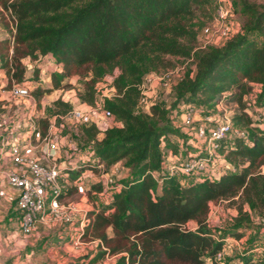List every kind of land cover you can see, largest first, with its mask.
I'll use <instances>...</instances> for the list:
<instances>
[{
    "label": "trees",
    "instance_id": "16d2710c",
    "mask_svg": "<svg viewBox=\"0 0 264 264\" xmlns=\"http://www.w3.org/2000/svg\"><path fill=\"white\" fill-rule=\"evenodd\" d=\"M234 1L240 32L222 47L194 50L198 30L213 18V0H0V26L7 34L0 40V69L9 86L34 84L30 94L39 104L45 94L71 88L69 80L77 76L78 98L95 107V85L113 78L114 93L103 105L121 127L91 124L82 134L93 157L106 166L121 162L129 176L108 204L89 215L84 239L95 250L82 257L84 264L107 257H117L113 264H254L248 254L217 260L227 237L239 240L251 227L245 206L264 214V7ZM164 56L193 58L196 71L173 86L168 108L155 104L150 114H136L137 87L148 73L166 67ZM45 57L58 66L48 74L47 88L37 68L25 77L23 63ZM245 97L261 111L259 118L252 120ZM222 102L237 105L232 124L245 131L244 138L220 146L230 169L187 184L160 173L169 148L162 143L176 133L169 112ZM53 107L59 120L69 105L58 97ZM38 126L44 135L48 120ZM90 169L82 163L70 178ZM219 202L236 210L232 226L221 232L208 224L209 204ZM45 242L50 247L62 240L52 235Z\"/></svg>",
    "mask_w": 264,
    "mask_h": 264
},
{
    "label": "built area",
    "instance_id": "2783aa9c",
    "mask_svg": "<svg viewBox=\"0 0 264 264\" xmlns=\"http://www.w3.org/2000/svg\"><path fill=\"white\" fill-rule=\"evenodd\" d=\"M231 15L232 12L227 5H219L215 21L211 27L206 26L202 29V36L216 34L222 39L217 47H222L232 38L228 23ZM181 78L172 70L145 77L137 87L139 97L136 111L141 109L148 113L150 107L155 105V84H159L160 92H169ZM8 94L12 99H32L29 88L20 87L13 82ZM221 105L222 103L218 104L214 110L189 104L178 110L177 128L191 130L193 136L200 142L199 148L195 153H168L161 164L160 173L201 182L206 180L209 166L220 164L225 160V154L219 152L222 142L234 138L242 139L245 137V131L236 129L232 124L234 107L225 110L220 108ZM63 117L70 118L86 128L92 124L89 117L78 109H71ZM102 117L108 120L113 118V115L104 110ZM38 121H31L27 127L29 133L23 143L18 137L12 138V143L5 141L3 136L9 134L11 129L0 123L2 137L0 151L2 154L7 153V160L11 164L7 182L15 192L19 230L23 236L29 237L34 234L37 227L46 228L61 240H68L61 243L64 247L69 244L79 247L84 244L82 240L90 222L89 215L98 212V207L92 205L90 201L101 195L94 189L95 186L100 184L106 193L103 205L108 204L112 195L122 187L114 174V170H118L119 163L106 169L103 162L93 157L88 164L92 169L72 180L70 173L76 172L81 164L72 161L74 163H71V166H65L57 156L59 139L53 134V127L49 125L43 135ZM19 128L21 130L22 126L20 125ZM171 138L177 139L175 136ZM29 151L39 152L42 159L31 155ZM72 151H75V148ZM158 175V172L152 174L154 178H158ZM233 242L238 243L237 240ZM223 254L224 249L218 254L217 260H223ZM107 259L108 257L103 262Z\"/></svg>",
    "mask_w": 264,
    "mask_h": 264
},
{
    "label": "rangeland",
    "instance_id": "374dc122",
    "mask_svg": "<svg viewBox=\"0 0 264 264\" xmlns=\"http://www.w3.org/2000/svg\"><path fill=\"white\" fill-rule=\"evenodd\" d=\"M247 4L253 5L257 9H261L264 7V0H243ZM226 6L232 12L231 17L228 19V23L230 25L231 36H235L237 33L240 32V17L237 14V6L234 0H213V8H214V15L210 22H206L201 29L197 32V49H205L207 47H217L221 44L222 39L217 37L216 34H211L209 36H202L201 31L204 27L213 24L217 16V8L218 6ZM11 26V25H10ZM2 26H0V35H4ZM164 60V65L166 62V67H160L158 70L148 73L151 74H162L167 70H172L177 73L180 77L185 75L191 74L194 75L196 68L193 61V58H176L170 56L162 57ZM25 67H27V71L30 72V76L32 71L36 69L39 63H34L26 59L24 61ZM168 62V63H167ZM44 62L41 60L40 64L43 66ZM39 70V77L42 80L43 88L49 87V83L47 82L49 72H45L43 69ZM28 76V75H27ZM112 81L113 78L111 76H106L100 82L95 85L96 88V95H95V107L89 106L86 103H83L78 98V92H82V87L79 82V78L77 76L70 79L69 83L72 86L71 88H65L60 90L51 97L53 100L55 97L62 98L64 101H67L69 108L66 109L65 113H68L71 109H78L84 112L91 121L92 124H96L99 129L103 130L108 127L118 126L121 125L120 122H117L115 117L104 120L102 119V113L104 112V105L103 101L105 98H110L111 95L114 93V89L112 88ZM14 83V82H13ZM3 87L0 90V94L3 91L7 92L11 85L9 86L7 83V76L5 82L2 83ZM34 86V84H30L29 90ZM159 84H155V95H156V103L158 106L162 108H168L170 97H171V90L169 92H160L159 91ZM32 97V96H31ZM1 98V97H0ZM4 99L0 101L2 103V108L4 109L3 112L0 113V123L5 124L9 129L15 123L21 124L23 128V135L27 136L28 129L27 127L31 123V121L37 122L39 119H47L49 125L53 127V134L57 136L60 140L58 143L62 160H65L68 163V167L71 166L72 161H75L77 164L86 163L89 164L90 160H92L93 156L91 153V148L87 145L85 138L82 134L83 128L85 126L79 124L78 122L70 119L61 117L59 120L53 114L54 110L53 103L48 101L47 98H43L41 103H36L35 99L24 98V99H12L7 94H4ZM245 101L248 104V111L252 116V120L259 118V114L261 111L259 109H254L252 103L250 102L248 97H245ZM234 107V109H232ZM149 108V106H147ZM209 108V109H213ZM220 108L229 110L230 108L233 110V114H236L237 105L222 102ZM61 110L63 108H60ZM59 109V110H60ZM215 110V109H214ZM178 110H173L169 112L170 118L173 120L172 126L176 130V133L173 135L177 137V141L173 140L170 137V140L167 143H163L165 146H169L168 153H177L179 147H186V136L193 135L191 130L189 129H178L177 123L178 122ZM136 114H150L149 112L146 113L144 110L139 109V111H135ZM233 115V117H234ZM176 123V124H175ZM119 127V126H118ZM121 127V126H120ZM263 128L262 125H260ZM236 129H241L240 127L235 126ZM176 142V144H175ZM92 145V144H91ZM75 148V151H72ZM187 149L194 150L191 145H187ZM113 166H106V169L112 168ZM118 170H114V174L117 176L118 182L122 181L125 178H128L129 172L124 170L126 169L121 162L117 166ZM123 168V170H122ZM264 173V169H263ZM183 184L189 183V180L178 176L177 177ZM95 188L100 192V196L94 199H90L91 204L99 207L103 204V201L106 199V193L101 188L100 184H97ZM210 213L208 215V224L213 230L223 231L232 226V217L236 214V210L233 207H230L226 202H219V203H210ZM245 210L251 216V227L247 229L245 232L244 237L235 244L233 241L228 240L225 243L224 247V254L222 259L229 258L233 255H244L248 254L253 257L254 264H264V214L258 215L254 214L248 206H245ZM195 227L194 222L188 225V228L193 229ZM109 232V231H108ZM54 233V232H53ZM52 233V235H54ZM70 234V233H68ZM49 235V236H52ZM35 238V237H34ZM32 240H45V237H38L37 239ZM89 239L82 240L83 245L79 247H75L72 244L66 245L65 247L63 244H58L56 246H48L47 244H42V246L37 245L33 250L27 252V259L21 260L18 259L15 261V264H84L82 261V257L93 252L95 250V244L91 241H87ZM68 242V240H64ZM45 247V253L42 249ZM47 251V252H46ZM117 257H108L105 262H101L100 264H113ZM7 263V262H5ZM4 263V264H5ZM13 262L11 264H14Z\"/></svg>",
    "mask_w": 264,
    "mask_h": 264
},
{
    "label": "crops",
    "instance_id": "0c3cea01",
    "mask_svg": "<svg viewBox=\"0 0 264 264\" xmlns=\"http://www.w3.org/2000/svg\"><path fill=\"white\" fill-rule=\"evenodd\" d=\"M3 33H5V34L0 35V40L7 36L5 31ZM41 60L44 62L43 63V64H45L44 66L42 64H40ZM23 63H25V62H23ZM36 63H39V65L36 66L37 69H40V70L43 69L45 72L53 73V72L58 71V66L55 64L52 57L42 58L39 61H37ZM25 77L26 78L31 77L30 72L27 71V67H25ZM5 79H6V73L4 70L0 69V90L3 87L2 83L5 82ZM7 83H8V78H7ZM8 91L7 92L3 91L2 94H0V97H1L0 101H2V99H4L3 98L4 94L9 95ZM56 92H58V90L54 91L50 95L45 94L40 99L39 103H41V100H43L44 97L47 98L48 101H51V103H53L58 98V96L55 97L53 100H50V99L53 98L52 96ZM61 100L64 103H68L67 101H64L62 98H61ZM214 108H216V106ZM197 117H199V115H197ZM20 125L21 124H19V123H15L12 126L10 133L5 134L3 136L4 140L7 142L9 141L8 143H12V141H11L12 138L18 137V138H20L21 143H23V141L26 138L23 135V131H24L23 128H21V130L19 128ZM118 126L120 127L121 125H118ZM98 137H101V134H99ZM0 138H2L1 134H0ZM185 138L187 140L184 144L191 145L194 150L187 149V145H186V147H179L177 150V153L178 154L180 152L182 154L195 153L196 150L199 148L200 142L198 140H196V138L193 135H190L188 137L186 136ZM58 141L60 142V140H58ZM175 141H177V139ZM175 144H176V142H175ZM29 153L31 155L37 157L40 160L42 159V156L39 152H32V151L30 152L29 151ZM57 156L61 160V162H63V164L65 166L68 165V163L65 160H62L60 149H58ZM10 169H11V164H10L9 160H7V153L2 154L0 151V264H4L5 262H9V264H11L12 262L14 263L18 259L26 260L28 257L27 252L30 250H33L38 242H40L38 244L39 246H42V244H46L45 240H32L34 237H35L34 239H37L39 236L47 238V237H49V235H52V232L50 230H48L46 228H42V227H37L36 231L34 232V234L32 236L26 237V236H23L21 234V232L19 230V216L17 213L16 203H15V192L13 189H11V187L8 185V182H7V174H8ZM229 169H230V167L226 164L225 160L222 161L220 164H213L212 166H209L207 171H206V179L218 178V176L220 174H222L225 171H228ZM188 180H189V183L190 182H199V181H195L192 179H188ZM190 223H192V222H189L188 225ZM242 238H240L238 240V239H234L231 237H227L225 242L228 240L240 241ZM63 241L64 240H62L61 243H63ZM61 243H59V244H61ZM42 249L44 250V253H45V247H43Z\"/></svg>",
    "mask_w": 264,
    "mask_h": 264
}]
</instances>
